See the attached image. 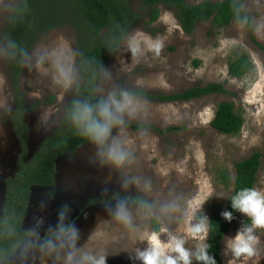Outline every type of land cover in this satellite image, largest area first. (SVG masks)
I'll list each match as a JSON object with an SVG mask.
<instances>
[{
    "label": "rangeland",
    "instance_id": "374dc122",
    "mask_svg": "<svg viewBox=\"0 0 264 264\" xmlns=\"http://www.w3.org/2000/svg\"><path fill=\"white\" fill-rule=\"evenodd\" d=\"M17 1L0 0V31ZM128 3L139 17L116 53L98 70L95 90L102 102L110 93L118 97L121 91L131 89L167 95L211 82L222 83L228 93L168 102L131 94L137 101L135 115H123V123L112 127L108 142L98 147L88 140L75 152L60 156L54 184L32 189L24 220V228L32 235L2 264H66L69 251L77 258L83 253H105L107 264H139L128 257L146 246L143 236L155 231L154 221L159 228L184 235L185 247L193 249L198 241L187 237L181 218L185 203H203L202 211L208 218L223 209L231 189L215 182L214 169L224 167L233 175L232 162L256 150L263 157L254 188L264 191V0H242L253 18L255 42L238 22L219 29L203 22L186 33L172 9L159 5L158 18L150 23V9L143 7L141 0ZM132 36L140 49L135 55L129 50ZM155 41L162 45L158 53L147 47L148 42ZM54 49L68 56L65 66L70 63L71 73L67 83L50 63L48 53ZM234 52L245 53L252 62L251 71L240 78L227 73V61ZM75 55L74 33L67 25L41 33L26 53L19 90L28 106L25 120L29 154L54 131L74 86L80 82ZM49 97H53L51 102ZM220 101H232L242 115L238 134L224 135L210 126ZM13 106L0 39V211L2 180L14 171L18 153L9 120ZM128 123L148 127L133 129ZM113 137L127 153L119 167L106 156ZM135 194L150 201L151 207L126 199ZM120 203L132 218L128 228L109 212V207ZM173 204L177 206L175 212L170 207ZM246 220L239 213L233 220L221 242L219 264H264V229L254 230L252 256L236 257L227 249V240ZM205 239L206 235L199 242L205 243Z\"/></svg>",
    "mask_w": 264,
    "mask_h": 264
},
{
    "label": "trees",
    "instance_id": "16d2710c",
    "mask_svg": "<svg viewBox=\"0 0 264 264\" xmlns=\"http://www.w3.org/2000/svg\"><path fill=\"white\" fill-rule=\"evenodd\" d=\"M143 7L150 9L149 22L159 15V5L174 12L181 29L191 33L197 24L209 22L212 28L219 29L230 22L241 23L252 42L253 18L242 5V0H201L188 3L186 0H141ZM139 15L131 10L128 0H18L7 17L0 39L4 43L5 66L14 97L13 110L9 115L11 128L18 144L14 171L2 180L3 195L0 211V264L11 257L19 246L27 241L32 232L23 226L24 217L30 205L32 189L48 188L54 184L57 159L75 152L88 141L79 134L71 115L77 103H88L94 108L101 101L96 94V81L99 68L112 57ZM62 25L69 26L74 33L76 51L75 65L80 76L73 89L54 131L43 138L36 149L29 154L26 137L29 126L25 120L28 110L26 97L19 90V77L29 47L41 34ZM252 69V62L245 53L234 52L227 61V73L240 78ZM130 94L160 101H189L211 94H227L222 83L211 82L195 85L178 93L150 95L139 89L126 90ZM53 97H49V101ZM51 102V101H50ZM49 102V103H50ZM39 102L35 103L38 106ZM243 124L242 115L232 101H220L210 126L224 135H236ZM133 129L148 126L128 123ZM263 153L253 151L246 157L232 162L233 175L224 168L214 169V179L219 185L230 188L224 208L214 212L208 218V232L205 244L207 251L216 264L220 261V249L223 237L238 213L233 212L231 222L224 221L220 213L230 209L229 198L242 187H254L257 173L262 165ZM126 199L144 208H150V201L140 194L128 195ZM248 221L246 220V223ZM159 224L154 221L153 230Z\"/></svg>",
    "mask_w": 264,
    "mask_h": 264
},
{
    "label": "clouds",
    "instance_id": "9594fccd",
    "mask_svg": "<svg viewBox=\"0 0 264 264\" xmlns=\"http://www.w3.org/2000/svg\"><path fill=\"white\" fill-rule=\"evenodd\" d=\"M147 41L148 38H145ZM160 41L148 42L147 47L157 53L161 47ZM129 50L133 55L140 51L139 43L135 36L129 39ZM50 63L57 74L64 79L65 83L70 80L71 66H65L68 56L64 52L55 49L48 53ZM135 98L128 91H121L117 97L110 93L106 100L100 102L94 115V108L88 103H77L72 112L71 119L78 128L79 134L93 144L99 146L108 142L111 129L123 123V115L133 117L136 111ZM107 160L119 167L126 159L127 153L116 140L112 138L108 143ZM230 209L220 213L221 218L226 222L234 219L233 212L239 213L247 218V223L241 221L235 235L227 240V249L233 256L239 257L242 254L252 256L254 254V230L264 229V191L254 187H242L236 190L229 198ZM203 203L199 205H188L181 211V218L185 221V233L187 237L197 240L198 243L193 249L185 247L186 239L184 235L174 234L167 227H161L158 231L145 232L143 239L145 247L136 249L129 255V260L139 261V264H216L215 259L209 255L208 245L202 241L207 234L209 224L208 216L202 211ZM172 211L177 210L175 204L170 206ZM197 211L200 215H196ZM112 218L128 228L131 226L132 218L122 203L114 208L109 207ZM63 214V212H61ZM75 237L77 233L73 230ZM163 234L164 239H161ZM75 239L72 243H74ZM66 264H107L105 253H83L78 258L73 251H69L65 257Z\"/></svg>",
    "mask_w": 264,
    "mask_h": 264
},
{
    "label": "flooded vegetation",
    "instance_id": "af4514ba",
    "mask_svg": "<svg viewBox=\"0 0 264 264\" xmlns=\"http://www.w3.org/2000/svg\"><path fill=\"white\" fill-rule=\"evenodd\" d=\"M56 171H57V161H56ZM2 204V203H1ZM29 209V208H28ZM28 209H27V211H28ZM27 211H26V213H27ZM26 213H25V215H26ZM24 220H25V217H24ZM23 226H24V223H23ZM26 229V228H25ZM24 243V242H23ZM20 247V246H19ZM14 255V254H13Z\"/></svg>",
    "mask_w": 264,
    "mask_h": 264
}]
</instances>
